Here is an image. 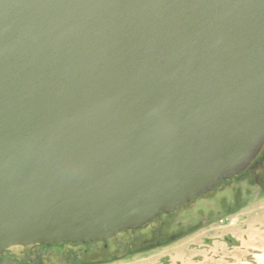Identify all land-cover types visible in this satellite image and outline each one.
<instances>
[{
	"label": "water",
	"instance_id": "obj_1",
	"mask_svg": "<svg viewBox=\"0 0 264 264\" xmlns=\"http://www.w3.org/2000/svg\"><path fill=\"white\" fill-rule=\"evenodd\" d=\"M264 144V0H0V253L152 222Z\"/></svg>",
	"mask_w": 264,
	"mask_h": 264
},
{
	"label": "rangeland",
	"instance_id": "obj_2",
	"mask_svg": "<svg viewBox=\"0 0 264 264\" xmlns=\"http://www.w3.org/2000/svg\"><path fill=\"white\" fill-rule=\"evenodd\" d=\"M261 154L238 176L138 229L88 243L12 246L0 264H264Z\"/></svg>",
	"mask_w": 264,
	"mask_h": 264
},
{
	"label": "flooded vegetation",
	"instance_id": "obj_3",
	"mask_svg": "<svg viewBox=\"0 0 264 264\" xmlns=\"http://www.w3.org/2000/svg\"><path fill=\"white\" fill-rule=\"evenodd\" d=\"M263 146H264V144H263ZM263 146H262V147H263ZM261 150H262V148H261ZM261 150H260V152L258 153V155L261 154ZM258 155H257V156H258ZM257 156H256V158H257ZM262 159H264V151H263L262 154L260 155L259 162H261ZM254 161H255V160H254Z\"/></svg>",
	"mask_w": 264,
	"mask_h": 264
},
{
	"label": "trees",
	"instance_id": "obj_4",
	"mask_svg": "<svg viewBox=\"0 0 264 264\" xmlns=\"http://www.w3.org/2000/svg\"><path fill=\"white\" fill-rule=\"evenodd\" d=\"M219 182H220V181H219ZM219 182H218V183H219ZM217 185H218V184H217ZM205 194H207V193H204L203 195H205ZM185 205H186V204H185ZM183 206H184V205H183Z\"/></svg>",
	"mask_w": 264,
	"mask_h": 264
}]
</instances>
